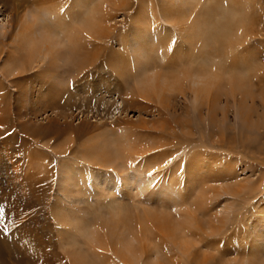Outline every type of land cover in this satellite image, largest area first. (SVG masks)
<instances>
[{
  "label": "rangeland",
  "instance_id": "374dc122",
  "mask_svg": "<svg viewBox=\"0 0 264 264\" xmlns=\"http://www.w3.org/2000/svg\"><path fill=\"white\" fill-rule=\"evenodd\" d=\"M16 11L52 40L22 51L19 17L0 42V264H264V0H0Z\"/></svg>",
  "mask_w": 264,
  "mask_h": 264
},
{
  "label": "bare ground",
  "instance_id": "6f19581e",
  "mask_svg": "<svg viewBox=\"0 0 264 264\" xmlns=\"http://www.w3.org/2000/svg\"><path fill=\"white\" fill-rule=\"evenodd\" d=\"M10 1V0H9ZM170 1V0H169ZM166 2V1H165ZM168 2V1H167ZM172 2V1H171ZM170 2V3H171ZM208 2V1H207ZM213 3V2H212ZM20 5V4H19ZM166 5H168L167 3H166ZM173 5V4H172ZM15 8H17V6L15 7ZM14 8V9H15ZM172 9V8H171ZM173 9H175V8H173ZM16 10V9H15ZM175 12V11H174ZM172 13V12H171ZM206 14H208V13H206ZM12 16V21L10 20L9 22H10V24H8V22H7V24L5 25V24H2V22H0V42H2L3 40L2 39H4L5 37H8L9 35H8V32H9V30H7L9 27L7 26V25H11L12 23H14L15 21H16V19H20L21 18V16H23V15H21V16H19V12H17L16 11V13L13 15H11ZM20 17V18H19ZM36 17V16H35ZM168 18H169V16H168ZM171 18V17H170ZM204 18V17H203ZM208 18H209V14H208ZM29 19V18H28ZM205 19V18H204ZM34 20V19H33ZM31 20V22H29V20L27 21V17L25 16V18L24 19H22L21 18V20H20V23H19V29H18V31H17V33H16V37H15V39H17V43H16V46H18L20 49H22V51H23V49H25L26 51L27 50H29L30 49V51H31V49H33V48H36L37 49V47L39 46V43L40 42H44V43H50L51 42V36H50V34H41V32L40 33H34L33 32V28H32V24H34V23H37V22H35L36 20ZM206 20V19H205ZM39 21V20H38ZM169 21H171V20H169ZM206 21H209V20H206ZM33 22V23H32ZM198 22V21H197ZM88 24V23H87ZM85 25V26H87V27H85V29H89V28H91L92 26H91V24H88V25ZM198 24V23H197ZM196 24V25H197ZM209 24V23H208ZM17 25V24H16ZM191 26L190 27H192L193 28V30L194 29H196L197 27H199V26H197V27H195L193 24H190ZM199 25V24H198ZM244 25V24H243ZM33 26H35V25H33ZM16 26H14V28H15ZM36 28V27H35ZM191 28V29H192ZM37 29V28H36ZM11 31V30H10ZM195 31V30H194ZM197 33V32H196ZM13 40V39H12ZM3 43V42H2ZM52 45H53V43H52ZM4 46H6V43L4 42ZM41 46H43V47H45L44 45H42L41 44ZM48 47H49V45H47ZM47 46H46V48H47ZM45 48V49H46ZM50 48V47H49ZM45 49H43V50H45ZM51 49V48H50ZM49 49V50H50ZM143 51H145V50H143ZM10 52H11V50H10ZM8 53V52H7ZM9 54V53H8ZM51 55V54H50ZM10 56V54L9 55H7V57H9ZM12 64H10L9 66H11ZM15 68V67H14ZM188 68V67H187ZM186 68V69H187ZM11 69H12V66L10 67V69H9V71H5L6 73H10L11 72ZM14 70H12V72H13ZM195 77V76H194ZM164 78V77H163ZM162 77H158V83L155 81V79L154 80H152V78H151V80L150 79H148V81L147 82H142V83H138V85H139V90L143 93V94H145L146 93V89H147V91L148 90H153V88L155 89V87H156V89L159 87V86H168L167 85V82L166 81H164V79H163ZM212 78V79H211ZM216 78H218L217 76H209V77H207L206 78V80H204V85H203V87H201L200 88V90L198 91V93H197V95L199 96H203V94H206V93H208V85H214V83L216 82L215 81V79ZM239 79H241V78H239ZM214 80V81H213ZM217 80V79H216ZM232 83L235 81L234 80V78L232 77ZM191 81H193L192 83H194L195 81H194V79H192ZM141 82V81H140ZM234 83H237V81H235ZM217 87V86H216ZM231 87V86H230ZM220 88V87H219ZM232 89H234V85L232 86ZM159 90H160V88H159ZM210 96H213L212 94L210 95ZM206 98L208 97V96H205ZM125 142V141H124ZM132 145V144H131ZM122 146V145H121ZM125 145H123L122 147H120L119 149L121 150V149H124L125 147H124ZM151 146V145H150ZM105 147V148H104ZM104 147L102 148H99L97 151H95L93 154H92V158L94 157V159H101V157H106V158H108L109 157V159L111 160V156H112V154L110 153V152H106L108 149H107V146L106 145H104ZM130 147V146H129ZM141 148V147H140ZM144 148V147H143ZM125 150V149H124ZM148 150V149H147ZM128 151V150H127ZM150 151V150H149ZM119 152V151H118ZM128 152H130V150L128 151ZM139 152V151H138ZM96 153H98V154H96ZM99 153H100V155H99ZM123 153V152H122ZM142 153H144V152H142ZM119 154H121V153H119ZM138 154V153H137ZM124 155V154H123ZM129 155V154H128ZM120 156V155H119ZM120 157H122V156H120ZM129 157V156H128ZM156 158V157H155ZM157 158H159V156L157 157ZM156 158V159H157ZM162 159V158H161ZM133 160V159H132ZM151 160V159H150ZM155 161V160H154ZM139 163V162H138ZM141 163V162H140ZM139 165V164H138ZM146 165V164H145ZM158 165V164H157ZM156 169H158V168H156ZM125 172V171H124ZM161 172H162V170H161ZM126 173V172H125ZM125 173H124V175H125ZM139 174V173H138ZM121 175H123V174H121ZM134 176V175H133ZM179 176V175H178ZM124 177V176H123ZM137 176L136 177H132V179H131V177H129V175L128 176H126V178H125V180H126V186H127V188H129L130 189V184H128V182L127 181H129V182H131V180H133L134 182H136L137 183ZM67 179H71V176L67 173ZM171 179V178H170ZM123 180V179H122ZM151 183V182H150ZM148 184V183H147ZM101 186V185H100ZM151 186V185H150ZM135 187V186H134ZM132 189V188H131ZM113 190V189H112ZM151 190H152V188H151ZM154 190V189H153ZM133 191H135V190H133ZM132 191V192H133ZM146 191H148V190H146ZM138 193H139V191H137ZM210 192H212V190L210 191ZM135 193H136V191H135ZM146 193V192H145ZM155 193V192H154ZM208 193V192H207ZM142 194V193H141ZM136 195V194H135ZM147 196V195H146ZM208 196V195H207ZM205 194L202 196V199L201 200H203L202 202L203 203H207V201H208V199L206 198L207 197ZM169 200V199H168ZM173 200V199H172ZM171 200V201H172ZM175 200V199H174ZM163 201V200H162ZM176 201V200H175ZM174 202V201H173ZM209 202V201H208ZM174 203H176V202H174ZM173 203V204H174ZM197 203V202H196ZM186 210V209H185ZM149 211V210H148ZM153 211V210H152ZM179 213V212H178ZM144 214H146V212H144ZM169 214V213H168ZM142 216H143V214H142ZM149 216V214L147 215V217ZM179 216V215H178ZM192 214L189 212V211H183L182 213H181V216H179L180 218H179V220H178V224H174V228L175 229H177L178 228V225L179 226H184L185 227V225H189V224H191L190 222H191V220H192ZM152 217V216H151ZM150 217V218H151ZM143 218V217H142ZM173 218V217H172ZM140 219V218H139ZM76 220V219H75ZM75 220H74V222H75ZM156 222L157 221H159V220H161L162 221V218H160V217H156ZM148 219H144V220H140L139 221V224H138V229H139V231H142V233H143V231H145L147 228H148ZM160 221V222H161ZM171 221V220H170ZM176 222V221H175ZM118 223V222H117ZM164 223V222H163ZM169 223V222H168ZM77 225V224H76ZM105 226H106V228L108 229V231H109V233H110V230L113 228L112 227V225L109 223L108 225H106V224H104ZM161 225V224H160ZM82 226V225H81ZM114 226V225H113ZM164 226V225H163ZM170 226V225H169ZM103 227V226H102ZM101 227V228H102ZM98 228V227H97ZM100 228V227H99ZM160 228H161V226H160ZM173 228V227H172ZM103 229V228H102ZM102 229H100V230H102ZM180 229V228H179ZM169 231V230H168ZM176 231V230H175ZM86 232H87V230H86ZM102 232V231H101ZM172 232H173V230H172ZM85 233V232H84ZM169 233V232H168ZM95 234V233H94ZM108 234V233H107ZM83 235V234H82ZM84 235H86V234H84ZM97 235V234H96ZM170 235V234H169ZM97 236H99V235H97ZM100 236H101V234H100ZM171 236V235H170ZM172 237V236H171ZM87 239H90L91 240V238H87ZM92 239H93V241H94V239H97L95 236H93L92 237ZM98 240V239H97ZM95 242V241H94ZM97 244V243H96ZM100 245V244H99ZM29 247V246H28ZM121 247L123 248V249H125L126 250V252H128V250H129V247H130V244H128V242L127 241H125V240H123V241H121ZM120 247V248H121ZM118 250V249H117ZM124 250V251H125ZM123 251V252H124ZM121 252V251H120ZM120 254H122V253H120ZM35 255V254H34ZM120 256H122V255H120ZM44 257V258H43ZM49 257H51L50 255H49ZM48 256H47V253H45L44 254V256L42 255L41 256V263L43 264H45L46 262H47V260H48V258H49ZM131 257V256H130ZM130 259H132V258H130ZM83 262V261H82Z\"/></svg>",
  "mask_w": 264,
  "mask_h": 264
},
{
  "label": "snow or ice",
  "instance_id": "6c2138e0",
  "mask_svg": "<svg viewBox=\"0 0 264 264\" xmlns=\"http://www.w3.org/2000/svg\"><path fill=\"white\" fill-rule=\"evenodd\" d=\"M152 173H149V175H151Z\"/></svg>",
  "mask_w": 264,
  "mask_h": 264
}]
</instances>
